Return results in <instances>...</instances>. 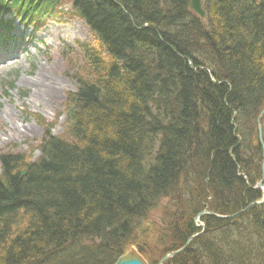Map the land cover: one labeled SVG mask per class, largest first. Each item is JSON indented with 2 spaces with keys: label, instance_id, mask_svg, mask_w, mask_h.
Returning <instances> with one entry per match:
<instances>
[{
  "label": "trees",
  "instance_id": "1",
  "mask_svg": "<svg viewBox=\"0 0 264 264\" xmlns=\"http://www.w3.org/2000/svg\"><path fill=\"white\" fill-rule=\"evenodd\" d=\"M188 2L0 0L25 26L69 3L93 40L79 46L88 65L68 94L70 139L48 127L35 161L0 154V264H112L135 243L158 263L199 211L262 196L264 0H203L207 28ZM10 27L0 17V37ZM160 206L174 245L157 249L135 230ZM203 219L205 232L163 264H264V205L233 224Z\"/></svg>",
  "mask_w": 264,
  "mask_h": 264
},
{
  "label": "rangeland",
  "instance_id": "2",
  "mask_svg": "<svg viewBox=\"0 0 264 264\" xmlns=\"http://www.w3.org/2000/svg\"><path fill=\"white\" fill-rule=\"evenodd\" d=\"M65 18L68 20L67 24L53 21H48L45 24L39 34L42 36L43 42L32 43L30 47L33 49L27 48L28 52L31 51L27 57L25 56L24 59L13 58L0 64V154H21L25 162L37 158L38 145L44 134L43 126L47 121L53 123L57 120L56 115L58 114H61L62 117L54 125L53 131L59 133V137L63 139H70L67 124L65 122L62 124V122L69 110V107L66 106V93L73 91L74 85L65 74L69 67L66 62L62 61L55 47L62 39H81L87 37L88 32L77 18L67 16ZM212 20L215 21V19ZM25 30L29 31V28ZM11 45L13 44L11 43ZM11 80H14L13 88L3 94L5 84ZM161 209L162 206L151 210L148 220L143 222L145 225L140 233L137 232V229L135 230V234L143 239L148 246L152 244L157 249L162 248L165 243L168 246L174 245L173 242L170 243L172 238L170 230H165L168 233L167 236L160 235L162 229L159 217ZM174 213L173 210L167 211L166 221L168 224L175 221ZM182 217L183 221L184 216L182 215ZM175 224L181 225L177 221ZM153 237L157 238L152 241ZM137 244L141 243L129 246ZM77 247L79 248L78 244ZM148 248L150 249L151 246Z\"/></svg>",
  "mask_w": 264,
  "mask_h": 264
},
{
  "label": "water",
  "instance_id": "3",
  "mask_svg": "<svg viewBox=\"0 0 264 264\" xmlns=\"http://www.w3.org/2000/svg\"><path fill=\"white\" fill-rule=\"evenodd\" d=\"M190 7L198 14L203 15L202 9L200 7V1L199 0H191L190 2ZM264 112V109L261 111V114ZM258 139L260 145L263 147V142H262V137H261V130L260 127H258ZM263 168V165H262ZM24 174V172H22ZM263 177H264V171L263 169L261 170V180L259 181V186L263 188V199H264V185L262 184L263 182ZM207 213L210 216L213 217H218L217 214L213 212H207V211H200L196 216L195 220H197L202 214ZM194 237L191 236L186 240L184 245L180 247L178 250L167 253L163 256V258L159 261V264L162 263V261L167 258L169 255H176L182 250L185 249V247L188 245V242ZM145 249L141 245H136L135 247L133 246H128L125 248L124 252L119 255L116 260L112 264H148L147 260L142 256V252H144Z\"/></svg>",
  "mask_w": 264,
  "mask_h": 264
},
{
  "label": "bare ground",
  "instance_id": "4",
  "mask_svg": "<svg viewBox=\"0 0 264 264\" xmlns=\"http://www.w3.org/2000/svg\"><path fill=\"white\" fill-rule=\"evenodd\" d=\"M261 206L264 205V199L263 196H260L258 199L253 200L252 202H249L244 208L240 209V210H229V212L227 213H219L217 209H215V213L218 215V217H213L215 220H228L229 224H233L235 219L239 216V214L244 213L245 211L248 210V208L252 207V206ZM204 211L207 212H214L212 210H210L209 208H204ZM209 216L207 213L202 214L197 220H195V217H192V223L194 226V232L191 233L188 237H186L187 239L190 238L191 236L194 235V237L191 239H195L197 237H199L200 235H202L205 230H206V223L203 219L204 216ZM190 240V241H191Z\"/></svg>",
  "mask_w": 264,
  "mask_h": 264
}]
</instances>
